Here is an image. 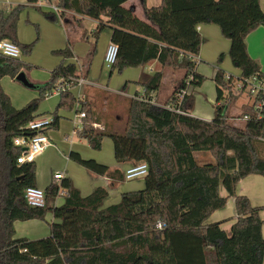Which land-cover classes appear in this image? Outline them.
I'll return each mask as SVG.
<instances>
[{"label":"trees","instance_id":"16d2710c","mask_svg":"<svg viewBox=\"0 0 264 264\" xmlns=\"http://www.w3.org/2000/svg\"><path fill=\"white\" fill-rule=\"evenodd\" d=\"M49 1L56 2L62 15L74 11L98 20L94 31L97 39L106 27L112 28L111 41L119 51L111 74L154 61L162 67L184 69L183 83L166 105L176 104V93L190 77L191 85L204 82L197 64L185 57L186 52L199 54L201 36L197 27L202 23L218 25L230 40L229 56L240 70V78L264 79L260 63L250 56L246 43L250 32L264 26L259 0H162L159 6L151 7L144 0L150 22L126 8L128 0ZM23 8L19 4L0 9V42L7 38L30 52L33 44L21 43L17 36ZM49 16L57 19L55 14ZM103 17L108 20L104 22ZM56 53L64 60L71 58V44ZM224 58L225 54H220L218 63ZM22 66L17 59L0 54V264H264L263 207L254 206L248 196L237 192L239 182L247 176H264V118L248 104L238 115L239 123L229 122L231 105L241 93L233 90L235 77L226 80L225 72L219 70L215 116L210 121L133 97L124 126L111 130L94 127L98 123L95 113L88 103L78 99L73 91L77 83H73L60 94L52 126H59V109H73L80 102L79 111L86 115L79 137L101 149L108 136L113 140L118 162H146L145 186L124 192L119 202L104 207L108 195L105 187L99 186L83 196L71 178L60 182L54 178L45 188V205L34 207L25 192L37 186L36 164L18 163L21 148L13 139L32 135L34 131L27 125L39 115L40 101L52 94L60 81H70V77L81 73L76 62L63 61L46 84L35 86L39 97L17 108L1 80L5 76L16 79ZM163 77V71H157L143 81L145 92L157 93ZM182 109L186 111L184 106ZM244 115L249 117L243 119ZM200 150L211 151L216 163L199 165L194 153ZM69 157L94 174L125 178L119 169L84 159L77 152H71ZM222 187L228 196H222ZM61 189L67 194L64 203L57 205ZM229 197L235 198L238 215L231 235L219 222H207L215 211L227 205ZM48 213L56 219L50 222L49 236L15 237L16 220H46Z\"/></svg>","mask_w":264,"mask_h":264},{"label":"crops","instance_id":"0c3cea01","mask_svg":"<svg viewBox=\"0 0 264 264\" xmlns=\"http://www.w3.org/2000/svg\"><path fill=\"white\" fill-rule=\"evenodd\" d=\"M16 1L17 0H0V5H2L3 3H13ZM18 1H20V3L28 2V0H18ZM259 2L261 5V8L264 10V0H259ZM51 3L56 4L55 1H49V0H40L37 3H29V4H35V5L39 4V7L46 6V7L51 8V10L53 11V14H55L59 19H61L63 23V31H65L67 35V43L71 44V49L73 45L72 41H74V45L76 43H82V42L84 43L95 42V40L94 41L91 40L92 38L91 36L93 35L98 25V22H99L98 20L88 17V16L81 15L74 11H66L65 15H62L61 13L58 14L50 6ZM161 3H162V0H145V4L149 7L159 6ZM124 6L126 8L132 9L133 12L140 19L150 22L148 19L146 10H145L144 0H128L124 3ZM107 20H108L107 17H103L104 22H106ZM197 29L201 36V46H200L199 54H196L197 59H198V66L196 70L199 74L204 76L205 73L199 69L200 63L207 62V61H215V62H210V63H213V65H216L218 69L214 73H211L210 78L215 83L216 93H217L216 77L220 69H222L225 73H230L234 75H237V74L240 75L241 72L239 69L235 67H233V69L230 68L233 66L232 61L229 56V50H230L231 43L229 39L225 38L222 35L221 30L218 25L214 23H202L198 25ZM103 32L107 35V44H106V50H107L108 45L110 44V42H112L111 41L112 28L106 27ZM246 43H247L250 56L260 63L261 71L264 74V26L260 25L257 28H255L252 32H250L246 37ZM74 49L72 50L73 56L71 58H68L67 60L73 61V62H76V61L79 62V65H77L78 71H80L79 73H82L84 75L87 81V83L83 85H78L75 87V88L79 87L78 93L80 94L79 96L80 100L88 104H91L92 109L95 113L94 115H95L96 121H98V123L102 127L108 130H111L113 127H116V122L113 121L114 118L112 117V115H114L116 119H119L118 113L113 114L114 111H116L115 106L118 103L122 104L125 101L127 102L128 99L130 101V99L133 98L134 95L143 93L145 88L142 85L143 89L142 88L141 90L137 89L135 93L131 95L127 91L128 85H129L128 82L124 83V85L121 86L122 87L121 89L110 88L108 84H106V86H101L98 81L100 77L108 80L112 76V74L110 73V68H107L104 62L105 52L101 57L100 64L102 67H105L108 72L104 71V69L101 68L100 72L97 73V70L95 68V61L93 60L91 49L88 48L82 55H79ZM222 53L225 54L223 63L222 64L218 62L216 63V60H215L216 57L217 56L219 57L220 54ZM228 69H231V70H228ZM140 70H141V73L139 71V74L137 76L127 75L126 76L127 80L129 82H134V83L139 84V83H142L143 80L148 79L153 72L163 71L164 77L162 80V87L166 81V83L168 84V89H169L168 94L166 95L162 94L161 92L162 87L157 93H155L158 102L162 105L165 104L167 99L182 85L183 80L185 78V72L179 73L178 71L179 69H175L172 67H162L157 61H154L148 64L146 67H143V69H140ZM148 71H152V73L150 74ZM126 72L127 71H125L124 73ZM195 88H196L195 85H191L190 87H188V94L182 104V107L184 106L187 112L186 115H190V116L197 117V118H200L206 121H210L215 116L216 102H214L213 104V113L211 115L203 116V115H200L199 113H196L195 106H194L195 105L194 104L195 103L194 94L197 93V90ZM74 93L78 97V94L75 91ZM102 93H103V96L105 97L104 108H98L97 105L95 104V99ZM57 95H60V94H57ZM123 97H125V99H123ZM216 99H217V94H216ZM241 106H242V110H241L242 112L244 110L245 104L244 106L241 104ZM75 107H77L75 112L79 113L80 112L79 111L80 102ZM241 112L237 115H240ZM75 128L77 129V127ZM53 129L54 127L52 126L50 130H53ZM48 138L51 141V145H49L46 149L55 148L56 144L53 143L50 135ZM72 148H73L72 144H70L69 150L70 149L71 150L68 153L69 159H70L69 155L71 152H77L82 157L83 155L86 156L82 152L81 149H80L81 150L80 151L81 153H80L79 150L75 151V150H72ZM45 150L37 154L34 157L33 162H36V158L39 155H41ZM194 156H195L196 162L199 165L216 163L214 156L209 150L196 151L194 153ZM84 159H87V158H84ZM88 159H94L101 164L109 166L111 169H119L123 174L125 173V170L132 164L130 162H122V163L118 161L116 162L115 159L107 162L103 160L100 153L94 154L92 158H88ZM57 172H62V171H57ZM54 174L51 177V179L48 180L46 187L54 179ZM63 174H64V178L66 177L71 178V180L73 181V184L77 188L80 189L83 196H87L91 194L99 186L105 187L108 190V195L104 199V202H103L104 207L119 202L124 192L139 190L141 189L140 187L145 186L144 178L142 179L143 181L140 184H135V185L129 186L128 188H124L125 182L127 180L125 178L124 180H119L117 178L112 179L111 177L107 175H98V174H94L91 172V173L86 174L87 180L85 182L78 184L72 175H68V172L63 173ZM36 175H37V181H38L39 170L36 172ZM132 180H136V179H132ZM237 192L240 195L248 196L254 206L263 207V209L260 212V215L262 219L264 220V179L260 176V174H251L247 176L246 178H244L243 180H241L238 184ZM221 194L222 196H228V192L223 187L221 188ZM64 201H65L64 196H59L56 200V204L61 205L64 203ZM237 218H238V215H237L236 208H235V198L229 197L227 205L224 208L215 211L210 216L207 222L208 223L219 222L222 229H224L228 235H231L232 227L234 223L237 221ZM53 221H56L53 213H49L46 216V220H41V219H31V220H24V221L16 220L14 222L15 231H16L15 237L17 238L27 237L30 239H39V238L47 237L51 234L50 222H53ZM263 234H264V224H263Z\"/></svg>","mask_w":264,"mask_h":264},{"label":"rangeland","instance_id":"374dc122","mask_svg":"<svg viewBox=\"0 0 264 264\" xmlns=\"http://www.w3.org/2000/svg\"><path fill=\"white\" fill-rule=\"evenodd\" d=\"M19 4L24 5V8L19 14L17 25L18 40L21 43L33 44V47L30 52H24L19 48L20 55L17 60L22 63V71L26 73L30 82H32L35 86L44 85L50 80L52 71L58 65H60L63 61L69 62V60L67 59L64 60L62 55L56 53V51L65 49L67 47V35L65 31H63V23L61 19H59L58 17L57 19H52L49 16L50 13L53 14V11L50 7H39V4H29L28 2L20 3V1L17 0L13 3H3L2 5H0V9ZM91 37V40H97L96 45L95 42H82L76 43L74 45V41H72V50L75 47L74 50L79 55H82L88 48H90L91 53L93 54V60L95 61V68L97 70V73L100 72L101 68H103L104 71L108 72L107 69L105 67H102L100 64L102 55L104 54V52L106 53L107 35L102 32L99 34L97 39L95 34L93 33ZM218 58L219 57L217 56L215 59L216 63L218 62ZM210 62L215 61L200 63L199 69L205 73L204 82L202 83V85L196 86L195 89L197 90V93L194 94V106L196 113H199L203 116H209L213 113V104L214 102H216V87L214 81L210 78V75L211 73H214L218 69V67ZM76 63L77 65H79V62L76 61ZM146 66L147 65L140 67H130L126 68L122 72L116 70L108 80L100 77L98 81L101 86H106V84H108L110 88L119 89L122 88L121 86H123L124 83L128 82L129 85L127 91L129 92V94L133 95L137 89H143L142 84L129 82L126 76H137L139 74V71L141 73L140 69H143V67ZM233 67L234 66L230 68L233 69ZM125 71L127 72L124 73ZM178 71L179 73L185 72L184 69H179ZM148 72L150 74L152 73V71ZM154 73L155 72H153L151 76ZM81 76L84 77L82 73ZM234 76L238 77V74ZM1 85L4 91L11 97L13 105L17 108H22L29 101L39 97L40 95L38 88L27 87L23 83L11 78L10 76L3 77L1 80ZM73 89L79 97V87ZM168 91V84L165 81L161 92L163 95H166L168 94ZM123 99H125V97H123ZM59 101L60 95H57L56 93L50 94L48 97H45L40 101L37 113L44 114L52 118ZM250 101L251 100L245 92L240 93L239 99L231 105L229 117L230 123L240 122L238 120L237 114H239L242 110L241 104L244 106V104L246 105V103H249ZM129 102L130 101L128 99L127 102L125 101L122 104L118 103L115 106L116 111H114L113 114L118 113L119 119H116L114 115H112V117L114 118L113 121L116 122V127H119L120 129L124 126L127 120L130 106ZM104 103L105 97L102 93L95 99V104L98 108H104ZM89 105L92 107L91 104ZM76 108L77 107H74L73 109H59L57 112V114L60 116V123L58 128L50 130L52 128L51 126V128L49 129L50 131L48 130L47 132L48 137L50 135L53 143L56 144V147L46 149L41 155L36 158V172L39 170V179L37 181V186H39L40 188H45L48 180L51 179L53 174L57 171H62L63 173L68 172V175H72L78 184H81L82 182H85L87 180L86 174L91 172L84 166L77 164L76 162L68 158V153L71 150H69L70 144H72V150H79V152L82 150V152L86 155H83L84 158H92L94 154L100 153L103 160L107 162L114 159L116 160L114 155L113 140L110 137H106L105 139H103L101 149L93 148L85 139L80 140L78 132L82 128V119L79 118V113L75 112ZM75 127H77V129ZM262 152L264 155V145L262 146ZM260 176L264 179L263 175ZM142 179L143 178H138L136 180H126L124 188H128L131 185L140 184L143 181ZM140 188L143 189L144 187Z\"/></svg>","mask_w":264,"mask_h":264},{"label":"built area","instance_id":"2783aa9c","mask_svg":"<svg viewBox=\"0 0 264 264\" xmlns=\"http://www.w3.org/2000/svg\"><path fill=\"white\" fill-rule=\"evenodd\" d=\"M50 6L52 9L60 14L62 9L54 3H51ZM118 45L114 42H110L107 47L104 62L107 68H111L116 62L118 56ZM0 54L4 57L18 59L20 55L19 47L10 39H3L0 42ZM185 57L194 61L198 65L197 55L194 53L186 52ZM231 77H235L236 81L233 85V90L237 92H245L249 99L251 100L247 105H251L254 107V110L257 112V115L260 118H264V79L259 78L258 76H253L250 79H242L238 75V77L234 76L230 73H225V79L230 80ZM187 79L183 88L179 89L176 93L177 101L175 105L172 104H160L157 100V97L154 92L147 94L144 90L143 93L134 95V98L151 103L153 105L163 106L172 111H175L180 114L186 115L187 112L182 109V104L188 94V87L191 86V80ZM73 83H77L78 85H83L87 83L85 77H70V81L58 83V85L54 88L53 93L61 94L63 90L70 89ZM75 88V87H74ZM52 93V94H53ZM50 94H47V97ZM80 99V97H78ZM85 111L79 112V118L82 119L85 117ZM249 116L244 115L243 119H247ZM54 117L50 118L47 115H37L30 123L27 125V128L34 131L32 135H18L14 137L13 143L21 148V154L17 158L19 164H23L26 162L33 161L34 157L45 150L49 145H51V141L47 136V130L51 128ZM94 127L103 128L99 123H94ZM264 141V137L261 138ZM148 173V165L146 162H139L136 164L130 165L125 170V179L132 180L137 178H144ZM54 178L60 182L64 178V174L62 172H56L54 174ZM67 191L65 189L60 190L59 196H65ZM26 199L31 206L34 207H42L45 205V189L40 188L39 186H31L26 189L25 192ZM161 226V225H159Z\"/></svg>","mask_w":264,"mask_h":264},{"label":"water","instance_id":"95a60500","mask_svg":"<svg viewBox=\"0 0 264 264\" xmlns=\"http://www.w3.org/2000/svg\"><path fill=\"white\" fill-rule=\"evenodd\" d=\"M16 80L23 83L27 87H35V85L29 81L26 73L24 71H21L17 76Z\"/></svg>","mask_w":264,"mask_h":264}]
</instances>
